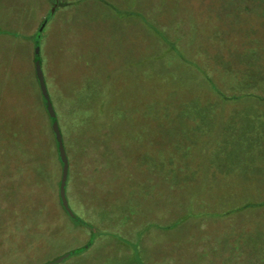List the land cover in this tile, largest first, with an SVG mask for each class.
<instances>
[{
	"label": "rangeland",
	"instance_id": "1",
	"mask_svg": "<svg viewBox=\"0 0 264 264\" xmlns=\"http://www.w3.org/2000/svg\"><path fill=\"white\" fill-rule=\"evenodd\" d=\"M0 90V264H264V0H0Z\"/></svg>",
	"mask_w": 264,
	"mask_h": 264
},
{
	"label": "water",
	"instance_id": "2",
	"mask_svg": "<svg viewBox=\"0 0 264 264\" xmlns=\"http://www.w3.org/2000/svg\"><path fill=\"white\" fill-rule=\"evenodd\" d=\"M45 24H46V21H44V25ZM44 25H42V27H40L38 33H41L42 29L44 28ZM34 55H35V59L37 60V61H35V75H36V79L38 82L39 91L41 94L43 104L45 106L46 112H47L48 117H49L51 124H52V129H53L55 141L57 144V153H58V157H59L60 163H61L62 171H61V177H60V182H59V199H60L61 205H62L64 211L67 213V215L71 219H73L74 221L82 224V222L71 211V209L68 205L67 198H66V186H67L68 177H69V162H68V158H67V155L65 152V148H64V144H63V140H62V135H61V131H60V128L58 125L56 114H55L54 108L52 106V103H51V100H50V97H49V94H48V91L46 88L44 76H43V73L41 70L38 47H36ZM88 247H86L85 249H87ZM85 249L82 248V249H78V250L69 252V253L59 257L58 259H55L54 261L46 263V264H58V263L63 262L64 260L68 259L69 257H71L73 255H76L80 252H83Z\"/></svg>",
	"mask_w": 264,
	"mask_h": 264
},
{
	"label": "crops",
	"instance_id": "3",
	"mask_svg": "<svg viewBox=\"0 0 264 264\" xmlns=\"http://www.w3.org/2000/svg\"><path fill=\"white\" fill-rule=\"evenodd\" d=\"M30 60H31V62H30ZM9 63H10V60H9ZM27 65L30 69L31 76L35 80V85L38 86V82H37L36 75H35V58L32 57V55H30V51H29V55H28V64ZM40 66H41V63H40ZM41 70H42V68H41ZM42 73H43V71H42ZM38 89H39V86H38ZM0 93H1V95H0V105H1L5 92H4V90H0ZM7 96L10 99V94L9 95L5 94V102H8L6 99ZM10 100L15 101V99H10ZM4 110H5V108H4ZM0 113H1V108H0ZM57 189H58L57 194H58V200H59V187ZM183 241H184L183 245L182 244H178V245H180L181 248H184L185 246H188L189 248L184 249V251H181L180 249L176 248L175 250L172 251L174 253H171V254H169V253H161L159 255L155 254L153 257V262L151 264H185L186 261L190 262V259H193L196 254L202 253L203 249H205L204 247L209 244V243H204V242H200L201 244L200 243L199 244L194 243V242H197L200 240L195 239L194 236L192 238L190 233H188L187 235H185V237H183ZM196 244L198 245L197 247H196ZM211 251L217 252L219 254L218 250L216 249V246H214V248L211 249L210 252ZM222 261H223V259H221L220 264H225ZM211 262L214 264V261H212V260H209L208 263L211 264Z\"/></svg>",
	"mask_w": 264,
	"mask_h": 264
},
{
	"label": "trees",
	"instance_id": "4",
	"mask_svg": "<svg viewBox=\"0 0 264 264\" xmlns=\"http://www.w3.org/2000/svg\"><path fill=\"white\" fill-rule=\"evenodd\" d=\"M35 61H37L36 59H35ZM43 102V101H42ZM56 153H57V150H56ZM58 156V155H57ZM23 172L25 173V170H23Z\"/></svg>",
	"mask_w": 264,
	"mask_h": 264
}]
</instances>
